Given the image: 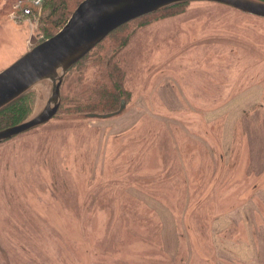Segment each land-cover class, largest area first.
Here are the masks:
<instances>
[{"label": "rangeland", "instance_id": "1", "mask_svg": "<svg viewBox=\"0 0 264 264\" xmlns=\"http://www.w3.org/2000/svg\"><path fill=\"white\" fill-rule=\"evenodd\" d=\"M18 2L0 0V72L50 26ZM110 57L124 110L75 113ZM30 92L27 119L49 88ZM60 93L52 120L0 144V264H264V18L209 1L146 15Z\"/></svg>", "mask_w": 264, "mask_h": 264}, {"label": "water", "instance_id": "2", "mask_svg": "<svg viewBox=\"0 0 264 264\" xmlns=\"http://www.w3.org/2000/svg\"><path fill=\"white\" fill-rule=\"evenodd\" d=\"M209 1L231 6L243 13L264 18L261 0H83L58 33L42 41L0 72V112L39 84L49 88L41 110L20 124L0 130V144L52 120L61 104L64 76L107 36L120 27L171 6ZM110 113H87L86 118L108 119Z\"/></svg>", "mask_w": 264, "mask_h": 264}, {"label": "trees", "instance_id": "3", "mask_svg": "<svg viewBox=\"0 0 264 264\" xmlns=\"http://www.w3.org/2000/svg\"><path fill=\"white\" fill-rule=\"evenodd\" d=\"M26 1L29 2V0H24V2ZM81 1L82 0H46L44 2L45 4L44 7L45 8L48 7L46 12L49 13L48 16L45 17L47 20L46 24H50L48 28L43 29L45 31V37H44L45 39L53 36L50 30L52 29L57 30L62 27V25L65 23V21L67 20V18L71 13V8L79 4ZM179 5L180 4L175 6H179ZM86 58L87 55L82 60H80L75 66L81 64L83 61L86 60ZM105 66L107 73L103 74L102 80L96 83L94 87L91 89L90 97L86 100V102L83 104L82 103L79 104L77 108L74 109L75 113H81V112L103 113V112H97V110H93V109H97L99 106H103L102 109L106 111L105 113L116 111L119 108L120 99H122L123 97L124 98L127 97L125 96L126 93L121 91V88L108 87L109 80L107 75L114 76L119 74V71L114 72L113 68L111 67V57L109 58V60L106 61ZM95 96L100 97V99L103 100H101V102H96V100L94 101ZM33 100H34V95L31 92H29L26 95L19 98L18 100H16L15 102H13L12 104H10L9 106H7L6 108H4L0 112V120H1L0 125L3 122L9 123V120H14L15 122H23L24 120H26L32 112ZM82 105L85 107L79 110L82 107ZM85 109H90V110L84 111Z\"/></svg>", "mask_w": 264, "mask_h": 264}, {"label": "built area", "instance_id": "4", "mask_svg": "<svg viewBox=\"0 0 264 264\" xmlns=\"http://www.w3.org/2000/svg\"><path fill=\"white\" fill-rule=\"evenodd\" d=\"M46 0H30L28 5H25L22 2H19L16 5V9L18 10L19 14L22 13V17H26V19H31L37 16V9H41L44 2Z\"/></svg>", "mask_w": 264, "mask_h": 264}]
</instances>
